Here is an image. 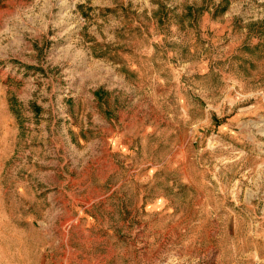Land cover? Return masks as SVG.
I'll return each mask as SVG.
<instances>
[{"label": "rangeland", "instance_id": "1", "mask_svg": "<svg viewBox=\"0 0 264 264\" xmlns=\"http://www.w3.org/2000/svg\"><path fill=\"white\" fill-rule=\"evenodd\" d=\"M113 1L0 0V264H264V0Z\"/></svg>", "mask_w": 264, "mask_h": 264}, {"label": "crops", "instance_id": "2", "mask_svg": "<svg viewBox=\"0 0 264 264\" xmlns=\"http://www.w3.org/2000/svg\"><path fill=\"white\" fill-rule=\"evenodd\" d=\"M129 0H125V4H128ZM90 3L94 5L93 10L91 9V16H95V20L97 24L102 23L103 21H106L107 24H105L106 27V39L112 38L114 39V36L124 32L128 34L130 30L135 28V30L140 31L139 26H132L124 24L123 22H126V20H129L128 15L125 10V6L122 3H115L113 0H90ZM103 3V4H102ZM89 13V12H88ZM117 23L115 27H113V24ZM99 58L101 61H104L103 58H105V50L109 48V43L107 40L100 41L99 42ZM100 92L97 91L93 92V95L96 97L99 96ZM106 138V136H105Z\"/></svg>", "mask_w": 264, "mask_h": 264}]
</instances>
